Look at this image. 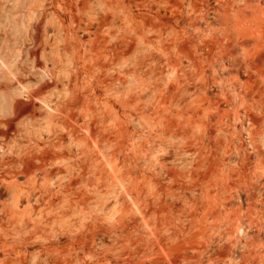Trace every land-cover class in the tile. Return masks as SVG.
<instances>
[{"label": "rangeland", "instance_id": "obj_1", "mask_svg": "<svg viewBox=\"0 0 264 264\" xmlns=\"http://www.w3.org/2000/svg\"><path fill=\"white\" fill-rule=\"evenodd\" d=\"M196 4L197 13L182 10V5L192 9L189 0H0L5 45L0 84L12 83L22 65L28 73L37 70L30 60L24 62L23 46H32L36 34L31 27L40 22L46 28L43 37L67 46L57 54L59 73L73 86L70 102H82L68 106L67 118L77 113L84 120L74 134L68 132L67 158L43 163L39 156L57 147L46 146L36 159L24 153L48 130L46 118L24 117L15 122V130L0 126L6 134L0 136V146L23 154L15 175H0V236L12 234L20 251L11 257L39 262L47 254L65 252L79 264H160L145 253L152 243L148 223L174 222L178 210L192 206L199 177L209 171L225 177L221 169L235 164L210 139L212 132L242 134L245 140L248 129L264 133V72L256 63L264 54V0ZM79 17L88 18L101 39L107 67L99 79L80 68L78 56L88 37L84 24L74 20ZM62 23L64 32L58 27ZM211 44L217 46L215 52L209 50ZM54 49L46 47L47 57L55 56ZM62 90L42 98L44 112ZM22 98L28 102L26 95ZM258 143L264 157V141ZM248 152L251 159L255 152ZM243 158L240 171L247 163ZM32 164L44 166L46 179L37 173L29 180L23 171ZM60 168L69 170L71 181L50 174ZM34 181H47L52 193L67 197L65 205L42 212L44 219L53 220L48 226L55 231L52 250L43 239L26 241L29 233L16 234L8 224V213L29 217L36 212L35 203L41 204L35 201ZM58 181L68 192H59ZM92 212L103 223L84 229L75 241L70 230ZM176 254L168 248L164 255L171 259Z\"/></svg>", "mask_w": 264, "mask_h": 264}, {"label": "bare ground", "instance_id": "obj_2", "mask_svg": "<svg viewBox=\"0 0 264 264\" xmlns=\"http://www.w3.org/2000/svg\"><path fill=\"white\" fill-rule=\"evenodd\" d=\"M189 1L192 9L182 5V10L199 12L197 0ZM86 19L85 22L82 17L74 19L78 20L80 25L84 24L83 33L88 37L85 40L83 54L79 53L78 61L83 64L80 68L99 79L105 76L103 69L107 67V60L102 54L103 50L99 47L101 39L92 31L95 29L93 24L88 18ZM58 27L62 32L67 30L63 23ZM31 28L33 34L36 35L34 34L32 46L26 44L23 46L27 57L24 62L30 60L37 70L33 74L28 73L22 65L18 75L13 77L12 83L0 84V126L5 125L8 129L15 130V122L24 117L29 116L36 120L46 118L48 130L40 135L39 143L24 153L25 157L36 159L38 153L46 150V146L57 147V151L60 152L50 150L45 155L39 156L43 163L46 160L67 158L68 153L65 152L64 143L68 138V132L71 130L74 134L76 128L81 127L84 120L81 114L77 113L72 120L67 118L69 105H82L79 100L70 102L68 95L73 86L71 88L69 83H64L59 73L62 62L57 58V54L67 49V46L62 43L56 44L55 40L43 37L42 34L46 28L40 22L35 23ZM3 41L0 38V53L4 49ZM46 47L50 49L54 47L55 56L51 57V53L47 57ZM216 48L217 46L212 44L209 46L211 52H215ZM256 63L258 68L264 72V54L258 58ZM28 84L30 86L32 84L34 88ZM56 89H64V91H59L57 101L49 105L47 111L44 112L42 98L47 97L49 93L52 94ZM22 95L28 97V102L23 101ZM1 135L6 136L0 129ZM245 137L248 139L245 140L242 134L212 132L210 139L214 140L215 145L224 151L223 155L226 160L235 164L232 168L221 169V175L226 173L225 177L214 176L212 171L199 177L191 193L192 206L183 211L178 210L174 222L152 220L148 223V236L152 238V243L146 248L145 253L150 260L155 259L160 264H264V157L258 153L261 147L258 140L264 141V133L260 130L248 129ZM0 147V175H15L19 165H23L21 159L23 154L20 156V153H14L13 149L8 152L3 149L4 147ZM249 150L255 152L251 159ZM196 152L201 158L200 141L196 144ZM243 157L247 158V163L240 171ZM80 168L82 169V164ZM23 173L28 176L29 180L37 178V173L43 179H46L48 175L43 165L36 167L34 164L27 167ZM50 174H60L68 181L72 179L67 168L55 169ZM47 183V181L44 183L34 181L32 184L35 201L41 203H35L34 211L36 212L30 214L29 217L8 213V224L14 227L16 234L22 231L29 233L26 241L40 238L49 244L48 249H55L53 242L50 241V236L55 231L48 228L53 220L50 217L44 219L42 212L48 206L60 205L67 197L52 193L51 184ZM56 183L58 185L55 187L59 189V192H68L69 188L61 186L63 184L59 181ZM101 223H103L101 215L92 212L77 224V228L70 231L75 234L73 238L77 241V239L80 240L86 228L95 227ZM14 242L15 237L8 232L0 236V255L3 256L0 257V264H41L42 262L45 264H79L74 256L67 253L68 256L65 252L47 254L39 262H30L23 256L16 259L14 257L19 249L14 247ZM168 248L177 252L171 259L164 255ZM86 250L88 254L93 252L89 247H86Z\"/></svg>", "mask_w": 264, "mask_h": 264}]
</instances>
